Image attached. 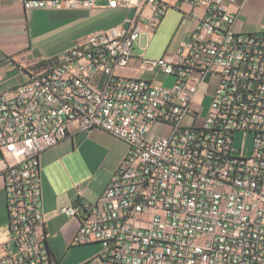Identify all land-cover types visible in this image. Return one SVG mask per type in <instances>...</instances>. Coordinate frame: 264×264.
<instances>
[{"label":"built area","instance_id":"1","mask_svg":"<svg viewBox=\"0 0 264 264\" xmlns=\"http://www.w3.org/2000/svg\"><path fill=\"white\" fill-rule=\"evenodd\" d=\"M22 1L26 9L101 8L97 0ZM182 3L204 8L189 41L176 55L140 56L134 77L119 70L137 48L148 50L173 5L167 0H109L110 8L133 10L126 25L88 34L0 91L8 214L0 264H54L40 154L95 127L129 149L96 201L59 209L79 220L74 244L99 242V264H264V26L236 31V0L175 6ZM206 94L211 104L200 116Z\"/></svg>","mask_w":264,"mask_h":264},{"label":"crops","instance_id":"2","mask_svg":"<svg viewBox=\"0 0 264 264\" xmlns=\"http://www.w3.org/2000/svg\"><path fill=\"white\" fill-rule=\"evenodd\" d=\"M167 1L175 9L172 30L175 26L176 30L163 55H176L189 41L197 16L204 13V8L189 3H182L179 7L175 6L176 0ZM96 3L101 8L92 12L85 8L26 9L22 0H0V91H10L25 82L32 72L45 70L56 63L60 54L88 34L126 25L125 18L133 14V10L108 7L109 0H97ZM230 9L236 15V31L259 32L264 26V0H236ZM138 49L141 53L135 50L129 66L119 70L123 75H137L135 68L139 57L147 52ZM143 76L149 78L152 75ZM163 76L171 77L157 74L154 78L160 82ZM94 80L100 81L98 78ZM128 149L125 141L95 127L74 132L40 154L48 244L54 264H99L96 257L102 245L99 242L74 244L79 220L60 213L59 209L80 200L96 201ZM2 209L8 220L0 179ZM0 230L2 241L7 238L8 223L0 226Z\"/></svg>","mask_w":264,"mask_h":264},{"label":"rangeland","instance_id":"3","mask_svg":"<svg viewBox=\"0 0 264 264\" xmlns=\"http://www.w3.org/2000/svg\"><path fill=\"white\" fill-rule=\"evenodd\" d=\"M175 12L174 8H170L167 12V14L163 17L162 22L157 30V32L154 34L153 38L150 41L149 48L147 52L145 53V56L148 58H158L161 57L164 52L168 49V45L170 44L173 34L176 30L173 28L172 30V25H173V20L175 19V15H173ZM176 25V24H175ZM178 25V24H177ZM136 53H141V51L137 48ZM162 81H158L159 83L163 84L166 87H170L174 84V77H168L165 78L164 76L161 78ZM206 84L202 86L201 92H206ZM211 94H206L203 97L202 104H201V111H200V116H205L208 112L209 106L211 104ZM194 121V117L191 115H187L184 120L183 124L184 125H190ZM163 130V129H162ZM162 131L158 132V134H161ZM251 138L249 137L247 140L248 145L250 144ZM6 205V204H5ZM0 226L5 225L8 223L7 220V215L6 211L3 209L0 210ZM2 230H0V235H1Z\"/></svg>","mask_w":264,"mask_h":264}]
</instances>
